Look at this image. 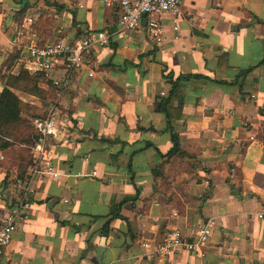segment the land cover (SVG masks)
Instances as JSON below:
<instances>
[{"label": "crops", "instance_id": "0c3cea01", "mask_svg": "<svg viewBox=\"0 0 264 264\" xmlns=\"http://www.w3.org/2000/svg\"><path fill=\"white\" fill-rule=\"evenodd\" d=\"M25 14L41 42L111 36L68 75L61 66L29 73L20 52L6 65ZM116 16L99 0H0V92L15 94L30 126L55 106L69 133L45 143L59 176L31 178L0 264H151L142 243L152 248L174 229L193 238L207 220L201 252L174 251L165 264H264V0H182L157 16L158 44L143 24L117 30ZM171 81L182 91L168 107L178 147L167 158L159 104ZM22 148L0 147V215L28 171L18 176Z\"/></svg>", "mask_w": 264, "mask_h": 264}, {"label": "built area", "instance_id": "2783aa9c", "mask_svg": "<svg viewBox=\"0 0 264 264\" xmlns=\"http://www.w3.org/2000/svg\"><path fill=\"white\" fill-rule=\"evenodd\" d=\"M99 2L117 8L115 22L117 30L133 31L140 27L144 19L146 39L158 44L161 40V25L157 16L164 12L176 14L182 0H99ZM34 20L32 14L23 15L15 26L13 41L16 49L25 56L20 58L27 60L26 65L23 63L22 66L29 73L47 75L56 66H61L64 74L68 75L71 71L80 69L90 51L96 47L105 46L111 36L108 31L96 30L71 40L56 37L49 42H41L34 32ZM88 75L91 76V73ZM54 113L55 106L51 105L42 117L31 120V127L37 138L31 147L33 161L25 178L23 180L15 178L9 185L14 199L13 204L0 215V256L9 243L20 211L29 207V199L34 194L31 178L38 175L54 180L59 176L52 167L44 146L48 141H60L64 133L68 135L69 133L56 123ZM3 160L4 157L0 152V162ZM93 176L95 172L90 173V177ZM227 178L228 181L233 179L232 168ZM257 217L261 219L263 216L258 214ZM213 227V220H207L203 225L196 227L193 238L184 236L177 229L170 230L152 248H149L145 242L141 244V247L148 250V255L152 259L151 264H165L174 251L198 255L201 248L208 242Z\"/></svg>", "mask_w": 264, "mask_h": 264}, {"label": "trees", "instance_id": "16d2710c", "mask_svg": "<svg viewBox=\"0 0 264 264\" xmlns=\"http://www.w3.org/2000/svg\"><path fill=\"white\" fill-rule=\"evenodd\" d=\"M18 57L19 51L15 50L6 60V65L13 62V60H17ZM170 83L171 89L169 91V95L166 97V99L161 100L159 104L160 112L164 114L167 120L166 127L172 143V148L165 154L167 158L172 156V154L177 151L178 147L176 136L173 134L169 124L170 115L168 113V107L172 100L177 99L175 92L182 91L179 89L180 87L175 81H171ZM178 104H181L180 100L178 101ZM18 105L19 101L15 94L8 88L4 87L0 92V142L5 143V147L2 150L6 149L7 147H12L13 145H21L24 147L21 150L22 152L16 153L18 155L15 156L16 158H23L24 160V165L22 168H18V176L23 178V172L28 170L33 161V155H29V152L30 148L34 144L32 140V135L34 132L29 123L19 117ZM176 112L177 114L180 113V109L178 108Z\"/></svg>", "mask_w": 264, "mask_h": 264}, {"label": "water", "instance_id": "95a60500", "mask_svg": "<svg viewBox=\"0 0 264 264\" xmlns=\"http://www.w3.org/2000/svg\"><path fill=\"white\" fill-rule=\"evenodd\" d=\"M142 24H144V19H142ZM36 141V138L34 139V142ZM5 144L4 143H0V147L4 148ZM99 257V255H97V258Z\"/></svg>", "mask_w": 264, "mask_h": 264}, {"label": "rangeland", "instance_id": "374dc122", "mask_svg": "<svg viewBox=\"0 0 264 264\" xmlns=\"http://www.w3.org/2000/svg\"><path fill=\"white\" fill-rule=\"evenodd\" d=\"M24 84V83H23ZM28 122V121H27ZM28 123H30V122H28Z\"/></svg>", "mask_w": 264, "mask_h": 264}]
</instances>
